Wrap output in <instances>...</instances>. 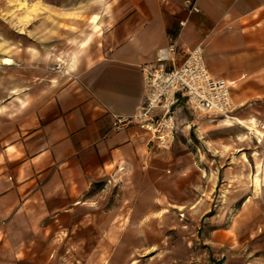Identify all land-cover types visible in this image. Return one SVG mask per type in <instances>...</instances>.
Listing matches in <instances>:
<instances>
[{
    "label": "crops",
    "instance_id": "crops-1",
    "mask_svg": "<svg viewBox=\"0 0 264 264\" xmlns=\"http://www.w3.org/2000/svg\"><path fill=\"white\" fill-rule=\"evenodd\" d=\"M185 1H45L36 15L39 2L28 0L25 29L10 26L17 34L11 78L0 62L1 109L11 111V122L0 123V264H68L83 255L80 246L67 249L72 240H95L86 254L99 257L100 242L130 240L124 226L147 223L125 211L147 209L148 192L162 191L164 155L134 118L149 72L172 44L167 66L201 46L211 76L231 84L234 106L229 123L201 117L183 100L175 106L177 185L197 173L180 163L197 157L181 143L192 129L205 155L225 143L228 128L242 129L239 139L261 135L264 0H192V14ZM3 50L1 33L2 57ZM117 120L129 123L117 129ZM237 121L254 124V132ZM257 190L264 193L262 182Z\"/></svg>",
    "mask_w": 264,
    "mask_h": 264
},
{
    "label": "rangeland",
    "instance_id": "rangeland-1",
    "mask_svg": "<svg viewBox=\"0 0 264 264\" xmlns=\"http://www.w3.org/2000/svg\"><path fill=\"white\" fill-rule=\"evenodd\" d=\"M37 1L39 3L30 12L36 15L45 1L60 3V0ZM28 7V0L0 2V36L1 33L4 35L0 62L17 51L12 45L17 34L15 36L10 26L25 29ZM7 67L3 65V76L11 78V66ZM8 82L10 84L11 80ZM1 104L0 100V123L11 122L10 107L8 111H2ZM201 117L229 121V118ZM238 131L242 129L228 128L225 143L209 147L210 151L205 155L202 135L192 129L181 143L186 145V153L191 151L197 157L191 162L180 163L183 166L192 163L197 173L181 186L176 183L178 166L171 157L177 134L172 149L162 152L165 179L162 191L148 192L147 209L125 211V214L146 218L147 223L124 226L132 229V234L127 235L130 240L100 242L102 254L99 257L86 254L91 252L95 240L69 241L67 249L80 246L83 255L69 256L67 263L264 264V193L257 190L261 182L264 184V175H253L255 168L258 171L264 167V130L256 137L247 134L246 138L240 136V139L236 137ZM234 143H242L248 149L242 150Z\"/></svg>",
    "mask_w": 264,
    "mask_h": 264
},
{
    "label": "built area",
    "instance_id": "built-area-1",
    "mask_svg": "<svg viewBox=\"0 0 264 264\" xmlns=\"http://www.w3.org/2000/svg\"><path fill=\"white\" fill-rule=\"evenodd\" d=\"M185 5L190 14L198 12L192 0H186ZM180 25L183 27L185 23ZM174 52V44L160 51L157 65L149 72L146 100L134 118L137 125L151 136L159 152L170 151L175 144V106L181 100L193 112L205 116L228 118L234 110L231 84L211 76L201 46L186 51L183 62L169 68L167 63L171 60L168 55ZM127 123V120H117L114 126L118 129ZM260 130H264V126Z\"/></svg>",
    "mask_w": 264,
    "mask_h": 264
},
{
    "label": "bare ground",
    "instance_id": "bare-ground-1",
    "mask_svg": "<svg viewBox=\"0 0 264 264\" xmlns=\"http://www.w3.org/2000/svg\"><path fill=\"white\" fill-rule=\"evenodd\" d=\"M1 64L5 65V66H11L13 64V61L9 58H3L1 60ZM235 120H237V119H235ZM226 122L229 123V121H226ZM237 123L240 125L246 126L248 128V130H251L252 132H254V130H255L254 124L248 126L247 124H245V122H242V121H237ZM230 126H231V124H230ZM256 134L258 135V132H256Z\"/></svg>",
    "mask_w": 264,
    "mask_h": 264
}]
</instances>
